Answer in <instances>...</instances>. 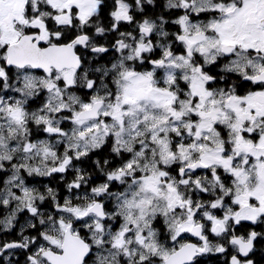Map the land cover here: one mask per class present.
<instances>
[{
	"label": "snow or ice",
	"instance_id": "1",
	"mask_svg": "<svg viewBox=\"0 0 264 264\" xmlns=\"http://www.w3.org/2000/svg\"><path fill=\"white\" fill-rule=\"evenodd\" d=\"M158 6L0 0V230H37L0 256L254 264L264 232L237 228L264 224V0ZM69 172L62 199L27 182Z\"/></svg>",
	"mask_w": 264,
	"mask_h": 264
},
{
	"label": "trees",
	"instance_id": "2",
	"mask_svg": "<svg viewBox=\"0 0 264 264\" xmlns=\"http://www.w3.org/2000/svg\"><path fill=\"white\" fill-rule=\"evenodd\" d=\"M159 2V6L158 8L155 10L157 13H159L162 10V6H163V0H158ZM148 14L151 15L153 13V9L151 6H148ZM141 14L137 13V16L139 17ZM170 27H174V26H170ZM130 30V29H129ZM111 58V56H109V59ZM33 108L36 107V104H32L31 105ZM65 127H68L67 124L64 125ZM46 137V134L44 133H40V132H35L33 139L36 138H40V139H44ZM94 158H98L96 157V155L94 154ZM83 167L88 168L90 171H92V167L90 165V162L88 164L83 165ZM6 179V177H4ZM73 178V173L69 172L68 174H66V179L61 182L58 178H36L35 180H33L32 178H28L27 182L30 186H35L40 188L41 191L44 190L43 186L44 185H48L51 187H54L58 190L59 192V196L62 199L63 197H65L67 195V189L65 188V184L70 181ZM102 179L98 176V173H96L95 171H93V180L94 182H99V180ZM92 185H90L91 187ZM206 198V197H205ZM41 208L47 212V210H50L52 208L51 204L49 202H46L44 205H41ZM4 215H6V211L4 209H0V220H2L4 218ZM18 220H16L14 222V227L15 229L12 230H19L21 227V229L23 228V230H25V232L27 234L30 235H34V233H37L36 229H31V228H27L26 224L28 222L29 219V215H27V213L24 214H19L18 215ZM17 224V225H16ZM3 228V225H0V229ZM250 230H256L259 232V225H252L249 222H242L241 226H238L237 228V234H243L246 235ZM15 231L13 232H9L8 235V239L15 237L16 233ZM3 230H0V240L2 238L1 234H2ZM258 241V240H257ZM201 259V264H225L226 262V256L225 255H213V256H206V257H202ZM254 259H255V264H259V260H258V252L256 250V252L254 253Z\"/></svg>",
	"mask_w": 264,
	"mask_h": 264
},
{
	"label": "flooded vegetation",
	"instance_id": "3",
	"mask_svg": "<svg viewBox=\"0 0 264 264\" xmlns=\"http://www.w3.org/2000/svg\"><path fill=\"white\" fill-rule=\"evenodd\" d=\"M207 198V197H206ZM250 223V222H249ZM259 232H264V224H259ZM15 230H11V231H3L1 236V240H0V248L3 247L4 244L9 243V242H20L22 237L21 234H18L17 232H20L22 230H17L15 231L16 236L12 237V238H7L8 237V233L9 232H13ZM23 234L25 236H36L37 233L35 232L34 235H30L27 234L25 232V230H23ZM187 239L191 240L192 242H196L194 237H186ZM38 243H40V241H37ZM35 248V245H31L30 248L26 251L23 249H9L7 251L4 252L3 256H0V264H27V256L31 253L32 249ZM258 252V260H259V264H264V240H259L256 242V247H255V251L254 253ZM231 251V249H230ZM254 253L251 254V258L254 261L255 264V259H254ZM220 255V254H219Z\"/></svg>",
	"mask_w": 264,
	"mask_h": 264
},
{
	"label": "rangeland",
	"instance_id": "4",
	"mask_svg": "<svg viewBox=\"0 0 264 264\" xmlns=\"http://www.w3.org/2000/svg\"><path fill=\"white\" fill-rule=\"evenodd\" d=\"M67 126H69V125H67ZM52 211H54V209L53 208H51L50 210H47V212H52ZM21 214H24V213H21ZM219 214V213H218ZM27 215H29V214H27ZM17 220H18V218H17ZM17 225V224H16ZM20 229L19 230H23V228L21 229V227H19ZM12 229H15V228H12ZM11 229V230H12ZM18 234H21L20 232H17Z\"/></svg>",
	"mask_w": 264,
	"mask_h": 264
}]
</instances>
